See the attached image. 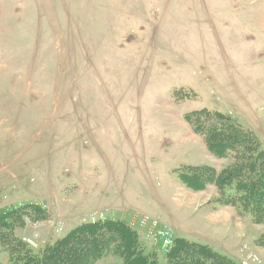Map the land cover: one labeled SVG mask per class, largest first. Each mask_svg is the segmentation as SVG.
<instances>
[{
    "label": "rangeland",
    "instance_id": "1",
    "mask_svg": "<svg viewBox=\"0 0 264 264\" xmlns=\"http://www.w3.org/2000/svg\"><path fill=\"white\" fill-rule=\"evenodd\" d=\"M203 110L264 151V0H0V264L109 222L149 264L189 262L179 241L264 264V224L181 178L241 157L209 151Z\"/></svg>",
    "mask_w": 264,
    "mask_h": 264
},
{
    "label": "trees",
    "instance_id": "2",
    "mask_svg": "<svg viewBox=\"0 0 264 264\" xmlns=\"http://www.w3.org/2000/svg\"><path fill=\"white\" fill-rule=\"evenodd\" d=\"M196 114L205 117L206 122L202 121V117L196 118L197 125L194 128L206 137L209 151L220 158L228 152L237 151L241 157L235 167L226 168L221 173L210 167H197L189 178L185 175L181 178L195 189L203 188L206 183H215L225 203L243 206L255 215L258 223L264 224V151L251 149L249 155H243L245 147L253 140L249 134L242 132L240 126L234 125L230 118L221 114L212 116L211 112L205 110ZM213 118L218 122L214 123ZM254 151L256 154H253ZM106 228L109 235L104 232ZM68 238L46 247L40 253H34L22 245L11 246L10 253L21 264H92L102 258L105 251L117 254L122 249L126 264H149L138 251L136 235L121 223L109 222L101 225V228L98 225H87ZM71 240L76 242H69ZM261 242H264V236ZM120 243L122 246H119ZM179 243L183 245L180 251H185L189 262L178 264H235L208 251L204 252L206 248L199 245H190L184 241ZM172 255L174 257L175 253Z\"/></svg>",
    "mask_w": 264,
    "mask_h": 264
}]
</instances>
